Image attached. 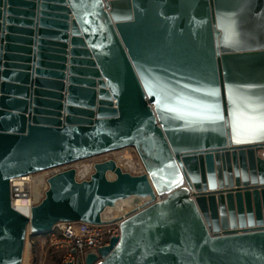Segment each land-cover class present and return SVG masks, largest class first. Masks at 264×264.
I'll list each match as a JSON object with an SVG mask.
<instances>
[{"label": "water", "instance_id": "obj_1", "mask_svg": "<svg viewBox=\"0 0 264 264\" xmlns=\"http://www.w3.org/2000/svg\"><path fill=\"white\" fill-rule=\"evenodd\" d=\"M262 121L264 0H0V264L128 206L75 264H264ZM127 148L144 174L77 181ZM58 167L29 218L11 207V180Z\"/></svg>", "mask_w": 264, "mask_h": 264}, {"label": "built area", "instance_id": "obj_2", "mask_svg": "<svg viewBox=\"0 0 264 264\" xmlns=\"http://www.w3.org/2000/svg\"><path fill=\"white\" fill-rule=\"evenodd\" d=\"M104 161H108V159H105L102 162ZM135 166L143 171L142 174L145 173L140 162ZM62 171H64V167H58L11 180V207L18 213L29 218L31 209L38 205L43 199L44 193L47 189V180ZM89 176L77 181L87 180ZM129 212L124 213L123 210L119 211L120 214L118 217L113 216L111 213H109L108 216H104L103 213L101 217V225H89L78 222L59 223L54 227L50 234L52 236H57L61 244L65 246V249L67 250V263L75 264L77 259L83 261L87 255L96 254L98 249L107 246L112 238L119 237L120 223L126 219ZM25 248L24 245L21 264H26Z\"/></svg>", "mask_w": 264, "mask_h": 264}, {"label": "rangeland", "instance_id": "obj_3", "mask_svg": "<svg viewBox=\"0 0 264 264\" xmlns=\"http://www.w3.org/2000/svg\"><path fill=\"white\" fill-rule=\"evenodd\" d=\"M105 159L116 162L123 172L132 176H140L143 173L142 170L135 166L140 162L136 151L129 148L73 164V168L76 170V179L87 178L93 172L94 164L100 163ZM108 178L111 180L112 176H108ZM122 210H125V208L108 209L104 212V216H108L111 213L113 216L118 217L119 211ZM25 247L26 264H66L68 262L67 250L57 236H52L51 234L31 236L28 232Z\"/></svg>", "mask_w": 264, "mask_h": 264}, {"label": "bare ground", "instance_id": "obj_4", "mask_svg": "<svg viewBox=\"0 0 264 264\" xmlns=\"http://www.w3.org/2000/svg\"><path fill=\"white\" fill-rule=\"evenodd\" d=\"M110 176V175H109ZM144 201H146V200H141L140 201V204L142 203V202H144ZM139 205V204H138ZM138 205L136 206V208L138 207ZM120 208V207H119ZM118 208V209H119ZM130 210H132V207H130V206H128V207H125V210H123V212L124 213H126V212H129Z\"/></svg>", "mask_w": 264, "mask_h": 264}, {"label": "snow or ice", "instance_id": "obj_5", "mask_svg": "<svg viewBox=\"0 0 264 264\" xmlns=\"http://www.w3.org/2000/svg\"><path fill=\"white\" fill-rule=\"evenodd\" d=\"M258 130L264 131V121L259 124Z\"/></svg>", "mask_w": 264, "mask_h": 264}, {"label": "trees", "instance_id": "obj_6", "mask_svg": "<svg viewBox=\"0 0 264 264\" xmlns=\"http://www.w3.org/2000/svg\"><path fill=\"white\" fill-rule=\"evenodd\" d=\"M67 252V251H66Z\"/></svg>", "mask_w": 264, "mask_h": 264}]
</instances>
